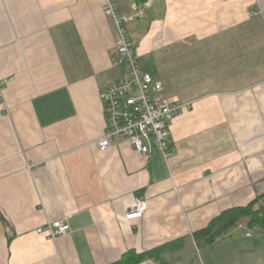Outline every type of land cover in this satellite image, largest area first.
<instances>
[{
  "label": "crops",
  "instance_id": "obj_1",
  "mask_svg": "<svg viewBox=\"0 0 264 264\" xmlns=\"http://www.w3.org/2000/svg\"><path fill=\"white\" fill-rule=\"evenodd\" d=\"M115 1L142 14L127 26L138 61H172L171 94L141 71L190 104L171 157L97 147L99 93L124 78L105 0H0V264H114L162 247L166 264H264L248 219L212 245L193 237L264 188V0ZM135 200L146 209L127 222ZM55 221L65 236L36 234Z\"/></svg>",
  "mask_w": 264,
  "mask_h": 264
},
{
  "label": "built area",
  "instance_id": "obj_2",
  "mask_svg": "<svg viewBox=\"0 0 264 264\" xmlns=\"http://www.w3.org/2000/svg\"><path fill=\"white\" fill-rule=\"evenodd\" d=\"M147 5L150 0L145 1ZM133 15L120 13L115 0H105L104 15L113 25L116 33V48L119 63L124 70V78L113 82L99 93L104 116L105 130L97 141L100 150L107 149L113 142L124 139L135 153L149 156L155 151L167 162L171 157L168 142L172 121L186 110L190 104H173L164 100L160 93L162 86L140 69L128 24L140 19L142 14L137 6H132ZM0 96V103H2ZM146 203L135 200L124 220L127 222L142 219ZM244 224L237 229L244 230ZM64 221L46 223L35 232L55 242L69 232ZM9 232V229H6ZM246 238L251 233L245 234Z\"/></svg>",
  "mask_w": 264,
  "mask_h": 264
},
{
  "label": "trees",
  "instance_id": "obj_3",
  "mask_svg": "<svg viewBox=\"0 0 264 264\" xmlns=\"http://www.w3.org/2000/svg\"><path fill=\"white\" fill-rule=\"evenodd\" d=\"M264 194L257 197L244 207H236L223 211L218 217L213 219L209 225L193 235L196 242L203 245H212L222 234L235 227L242 219H248L249 228L259 227L264 231ZM164 247L150 252L136 254L134 252L126 253L114 264H141L145 261H153L156 264H166L160 255Z\"/></svg>",
  "mask_w": 264,
  "mask_h": 264
},
{
  "label": "rangeland",
  "instance_id": "obj_4",
  "mask_svg": "<svg viewBox=\"0 0 264 264\" xmlns=\"http://www.w3.org/2000/svg\"><path fill=\"white\" fill-rule=\"evenodd\" d=\"M139 66L142 69L144 67V65L146 64V69L148 72H150V74L154 75L156 78L160 79L167 87H166V91L163 93L165 95H169V91H168V84H171V72L173 70V63L170 59L162 61L160 63H147L144 59H140L139 61ZM143 70V69H142ZM171 81V82H170ZM171 94V93H170ZM170 97V96H168ZM264 194V188L261 189V195ZM260 195V196H261ZM261 205L263 206V202L261 203ZM250 233L251 234H255L257 233L255 229H250Z\"/></svg>",
  "mask_w": 264,
  "mask_h": 264
}]
</instances>
